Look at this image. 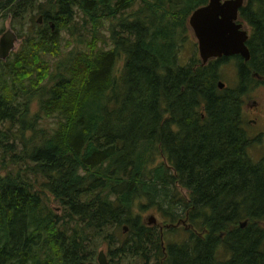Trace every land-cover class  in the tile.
Instances as JSON below:
<instances>
[{"label":"trees","instance_id":"trees-1","mask_svg":"<svg viewBox=\"0 0 264 264\" xmlns=\"http://www.w3.org/2000/svg\"><path fill=\"white\" fill-rule=\"evenodd\" d=\"M206 2L0 0V17L30 13L0 59V148L25 162L0 178V264H86L100 249L109 264H264V155L249 156L244 117L264 85V0L240 7L249 59L183 60ZM77 14L92 27L61 55ZM231 57L237 82L220 87Z\"/></svg>","mask_w":264,"mask_h":264},{"label":"rangeland","instance_id":"rangeland-1","mask_svg":"<svg viewBox=\"0 0 264 264\" xmlns=\"http://www.w3.org/2000/svg\"><path fill=\"white\" fill-rule=\"evenodd\" d=\"M30 13H26L24 17L22 18H14L11 15H8L6 18L0 17V36L1 34L8 28L13 27L15 30L14 22L19 24L22 28V36L20 37V41L17 43L16 49L17 50L21 42L24 40V38L27 36L29 31V25H30ZM88 22L83 25L84 20L80 18L79 14H77L74 23L77 24V34L76 36L71 35L70 31L65 28L60 31L62 40H61V51L60 54L64 55L67 53V51L72 47V45L75 43L73 39H84L85 43V28H91L92 22L87 19ZM242 20V19H241ZM244 21V20H243ZM244 23L247 25L249 31H250V25L244 21ZM107 22L104 25L100 26L101 33L104 35L108 34L107 29ZM19 25H17V29L19 28ZM89 35L92 34V32H88ZM191 38L192 41H189L186 43L184 48L181 50V55L183 60H187L189 55L196 51L199 54L198 50V41L194 34V32L191 29ZM193 42L196 44L193 45ZM98 43H101V41H98ZM14 51V50H13ZM54 59V58H52ZM222 73L223 77L220 80H223L227 83V85H234L237 82V60L236 58L231 57L228 59L222 66ZM256 80H253L252 83H255ZM258 105V107H257ZM31 112H34L39 104L38 101L34 100L31 104ZM244 117H245V127L248 132V136L251 139L252 143L249 146L248 154L253 160H258L264 155V85L259 83L258 85L252 86L251 89L245 94V103H244ZM54 116H47L41 118V125H44L48 128H51L53 121H55ZM255 119V120H252ZM22 147H20L21 149ZM24 167L25 162L23 160L17 161V162H10L8 160V157L6 154H4L3 149L0 148V178L5 176L10 170L17 171L19 167ZM30 178H39L40 180L43 179V174L41 172H38V174H34L31 171H27ZM33 188L38 189V185L35 184ZM52 205H56L58 207V210L60 212L61 208L59 207V202L54 198L52 195ZM139 207L136 206V209ZM144 219L146 221H149L150 216H153L156 218V223L160 222L159 213L154 209L150 208L146 211L142 212ZM182 223L181 221L179 222ZM184 223V222H183ZM182 225V224H181ZM182 229V227L180 228ZM171 232H167L168 237L176 240H181L180 236H183V233L177 232V234H174Z\"/></svg>","mask_w":264,"mask_h":264},{"label":"water","instance_id":"water-1","mask_svg":"<svg viewBox=\"0 0 264 264\" xmlns=\"http://www.w3.org/2000/svg\"><path fill=\"white\" fill-rule=\"evenodd\" d=\"M244 2L245 0H208L191 12L189 25L197 38L199 55L203 63L222 55L240 54L245 59L250 58L247 44L249 29L239 15ZM38 20L42 22L43 16L39 15ZM19 41L17 31L13 27H8L0 36V59H6L16 49ZM219 85L224 87L226 82L219 80ZM148 222L155 223L156 218L150 216ZM246 223L247 219L243 220L241 225L244 226ZM127 229L125 225L124 230ZM86 264H109L105 250L100 249L97 260H90Z\"/></svg>","mask_w":264,"mask_h":264},{"label":"flooded vegetation","instance_id":"flooded-vegetation-1","mask_svg":"<svg viewBox=\"0 0 264 264\" xmlns=\"http://www.w3.org/2000/svg\"><path fill=\"white\" fill-rule=\"evenodd\" d=\"M257 107H258V105H257ZM252 120H255V119H252ZM156 223V222H155Z\"/></svg>","mask_w":264,"mask_h":264}]
</instances>
